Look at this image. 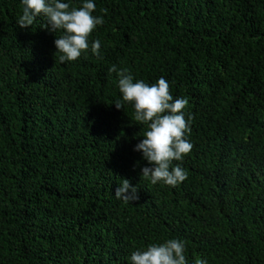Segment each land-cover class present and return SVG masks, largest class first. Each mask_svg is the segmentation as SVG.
I'll return each instance as SVG.
<instances>
[{"label": "trees", "instance_id": "obj_1", "mask_svg": "<svg viewBox=\"0 0 264 264\" xmlns=\"http://www.w3.org/2000/svg\"><path fill=\"white\" fill-rule=\"evenodd\" d=\"M95 3L101 55L62 64L44 21L0 0V264H129L169 238L188 264H264V0ZM112 65L188 101L177 186L140 176L147 126L113 104ZM123 178L139 200L116 199Z\"/></svg>", "mask_w": 264, "mask_h": 264}, {"label": "clouds", "instance_id": "obj_2", "mask_svg": "<svg viewBox=\"0 0 264 264\" xmlns=\"http://www.w3.org/2000/svg\"><path fill=\"white\" fill-rule=\"evenodd\" d=\"M22 13L16 24L20 28L32 26L38 19L44 21L41 28L54 33L56 39L55 59L60 63L76 61L82 54L99 57L101 41L90 39L91 34L104 23L102 15H94L95 0H80V6H72L71 0H21ZM57 33H59L57 35ZM116 72L117 86L121 94L113 103L117 109L130 104L135 121L146 125L143 139L134 146L142 154L148 166H143L140 176L151 184L162 183L177 186L187 178V171L173 161H182L193 145L188 139L190 117L186 120L183 111L188 101L183 97L173 98L169 82L160 77L154 83L135 79L128 68L112 65ZM116 199L126 203L139 200V188L128 178H123L115 188ZM129 264H188L185 243L179 238L149 243L137 248L127 257ZM193 264H208L207 258H196Z\"/></svg>", "mask_w": 264, "mask_h": 264}]
</instances>
